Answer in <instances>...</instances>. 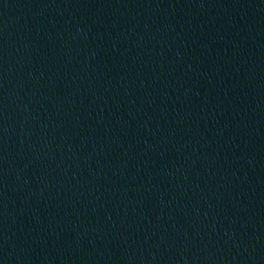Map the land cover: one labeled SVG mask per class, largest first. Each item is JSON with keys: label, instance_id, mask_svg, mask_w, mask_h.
I'll return each mask as SVG.
<instances>
[{"label": "water", "instance_id": "95a60500", "mask_svg": "<svg viewBox=\"0 0 264 264\" xmlns=\"http://www.w3.org/2000/svg\"><path fill=\"white\" fill-rule=\"evenodd\" d=\"M232 0H0V264H102Z\"/></svg>", "mask_w": 264, "mask_h": 264}]
</instances>
